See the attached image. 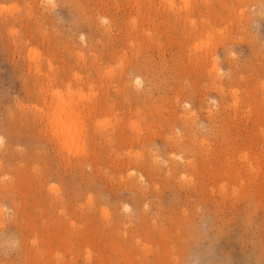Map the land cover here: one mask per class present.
I'll return each mask as SVG.
<instances>
[{
    "label": "rangeland",
    "instance_id": "374dc122",
    "mask_svg": "<svg viewBox=\"0 0 264 264\" xmlns=\"http://www.w3.org/2000/svg\"><path fill=\"white\" fill-rule=\"evenodd\" d=\"M0 264H264V0H0Z\"/></svg>",
    "mask_w": 264,
    "mask_h": 264
},
{
    "label": "bare ground",
    "instance_id": "6f19581e",
    "mask_svg": "<svg viewBox=\"0 0 264 264\" xmlns=\"http://www.w3.org/2000/svg\"><path fill=\"white\" fill-rule=\"evenodd\" d=\"M54 94L56 97L57 95L59 97V114H57L58 116H54L53 120L51 121V123L53 125L55 124L56 126V128L55 126L53 128L54 134L58 137L59 140H61L63 146H65L69 150H72L71 148H73L75 145H78L77 143L80 141L81 135L79 130L80 128H78L80 127L79 123L81 122L80 117L76 111L77 109H74L72 102L70 101H73L74 98L71 99L69 97L70 100L66 99L68 100L66 101L65 97L63 98V94L60 90H56ZM55 106H57V103Z\"/></svg>",
    "mask_w": 264,
    "mask_h": 264
},
{
    "label": "clouds",
    "instance_id": "9594fccd",
    "mask_svg": "<svg viewBox=\"0 0 264 264\" xmlns=\"http://www.w3.org/2000/svg\"><path fill=\"white\" fill-rule=\"evenodd\" d=\"M16 243H18V242H16V241H13L11 246H13V247H14Z\"/></svg>",
    "mask_w": 264,
    "mask_h": 264
}]
</instances>
